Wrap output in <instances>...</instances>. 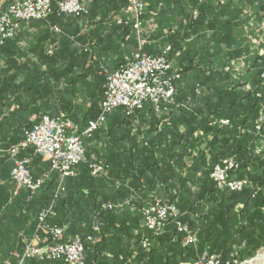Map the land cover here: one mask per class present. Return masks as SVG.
Wrapping results in <instances>:
<instances>
[{
    "label": "crops",
    "instance_id": "0c3cea01",
    "mask_svg": "<svg viewBox=\"0 0 264 264\" xmlns=\"http://www.w3.org/2000/svg\"><path fill=\"white\" fill-rule=\"evenodd\" d=\"M11 1L13 0H0V11L4 12ZM100 1L96 0L101 7L97 12L98 17L80 21L78 24H70L66 19L59 20L54 17L21 23L15 37L2 47L1 148L18 143L22 138L23 127L37 123L42 116L55 117L65 114L71 121L81 124L84 116L88 115L89 108L95 104L98 106L104 83L99 76L94 75L117 70L136 46V36L133 33L117 28L112 21L103 19L98 22L109 7L108 3ZM90 2L91 0H87L86 4ZM148 3L149 7L145 8L146 18L150 17L148 13L157 9V5L162 6V14L159 20L157 19L156 28L150 35L146 34L148 53L159 54L167 47H173L172 54L170 55L171 51L169 53L173 67L175 69L182 65L191 67L184 76L186 81L222 74L228 77L233 85L240 83L245 84L243 89L249 87L247 71L252 68L257 57L264 55V11L257 13V5L250 0H226L225 5L221 6L217 0H205L199 9L200 18L192 23L190 12L196 5V0H149ZM146 18L143 25L146 24ZM53 27H58L61 33L53 31ZM84 48L88 50V54L82 57L81 64H72L75 56ZM78 73L93 76L79 78L76 82L68 76ZM222 84L215 81L209 85L217 88L223 86ZM148 109L151 114H156L149 104H145L142 112L146 113ZM92 114L94 117L89 120L95 119L97 108ZM142 116L145 117L144 114ZM140 122L148 128L150 126V131H153L148 137L155 138L157 144H160L155 150L159 151L162 167L154 173L159 175L165 164L162 157L170 134L164 131L161 135L162 124L157 122V119ZM178 128L179 131L183 129L182 126ZM202 139L209 138L205 136ZM260 144L258 147H263V142ZM118 146L122 148L126 144L120 143ZM118 146L115 148L119 149ZM200 150H203V146ZM210 154L207 153V160ZM21 157L30 159L29 170L34 178H41L50 170L49 162L35 153L32 147L23 151ZM9 158L0 155V264H61L58 261L43 263L35 260L20 263L17 257L27 241L36 239L44 243L43 234L36 232L35 222L43 199L42 197L38 199L28 209L26 216L20 214L24 191L14 195L16 186L10 178L13 162ZM150 160L152 161L151 158ZM124 170H127L128 174L133 173L132 165L128 167L124 164L120 167L116 165L113 170L114 178L118 177L119 171ZM243 173L244 170L239 171V174ZM235 175L236 173L233 179H236ZM56 178L57 175L53 173L46 182L54 181L55 184ZM111 178V173L106 174L103 180L95 182L92 188L80 177L66 179L64 185L68 200L57 205V210L49 218V223L63 228L66 238L82 235L83 239H86L91 236L92 241L84 242V247L86 245L87 250L91 252V244L100 241L102 235L101 231H93L91 228L90 216L96 200H110L115 204L129 200L130 204L118 214L106 217L107 229L102 231L103 240L97 247L100 254L96 260H92L94 262L90 261L88 264H136L132 257H129V253L136 249L133 241L129 239L141 225V210L152 201L154 188L149 190L151 184L147 180L144 182L140 180L136 183L137 190L129 194L130 198L125 199V196L113 192ZM158 184L155 185V189L164 195L162 189H158ZM140 186H144L143 190H138ZM39 193L40 191L38 197L41 196ZM253 200L251 198L249 201ZM245 204L243 201L236 205L233 213L241 214ZM179 211L182 220L186 212L180 209ZM260 211L264 213L263 208H260ZM204 225L206 224L194 230L199 241L198 249L195 250L197 246L189 247L193 256L182 264L196 260L204 249L217 250L221 253L227 251L228 254V251L260 247L262 243L259 237L246 243L245 239L238 236V230L246 225L239 219L231 223L232 228L221 236L217 235L213 226L206 231ZM115 229L119 231L116 230V233ZM88 251L86 253H89ZM221 253L214 254L224 259Z\"/></svg>",
    "mask_w": 264,
    "mask_h": 264
},
{
    "label": "trees",
    "instance_id": "16d2710c",
    "mask_svg": "<svg viewBox=\"0 0 264 264\" xmlns=\"http://www.w3.org/2000/svg\"><path fill=\"white\" fill-rule=\"evenodd\" d=\"M59 1L51 0L53 6ZM86 1L87 14L80 17H62L59 20L66 19L70 24H78L80 21H87L97 16V12L101 10L100 5L96 0H91L90 4H86ZM217 1L218 5L221 6H224L226 2L221 3V1ZM103 2L108 3L109 7H107V10L102 15L100 14L101 16L98 22L103 19L112 21L113 25L117 28L123 29L128 33H133L136 36L135 49L138 38L131 26L117 24V19L121 17L122 11L127 5V0H103ZM250 2L257 5V13L264 11V0H250ZM204 3L205 0H196V5L192 7L193 9L190 12L192 23H195L200 18L201 11L199 9ZM194 12H197L195 17L193 16ZM150 14L154 15L155 21L157 22V19L159 20L162 14V6L157 5V9L147 15ZM145 16L146 13L143 20ZM55 28L58 29V34H60L61 30L58 27ZM142 32L141 39L146 42V34H144L143 29ZM172 50L173 47H171L170 55L172 54ZM143 51L152 56L161 55V53H148L146 43ZM87 52L88 50L86 48L81 49L79 54L75 56L76 59L72 61V64H81L83 61L81 59L84 55L88 54ZM170 55L168 56L169 61L171 60ZM190 68V65H186V67L182 65L177 68L181 73V79L176 84V105L166 106L164 107V111L162 110L158 114H151L148 109L146 113L140 110L132 116H127L124 109L119 108L115 110L107 118L105 125L95 132L92 138L85 141L87 162L77 166L75 176L73 177L82 178L87 186L92 188L95 182L103 180L106 174L111 173V187L113 192L125 196V199L130 198L129 194H132L138 187L136 183L140 182V180L143 182L147 180L151 184L148 187L149 190L154 188L152 201L141 210V225L129 239L133 241L136 247L134 251L132 250L129 253V257H132L136 264H182V262L193 256L190 248H182L178 243V235L172 225L167 226L164 232L158 236H153L142 228V212L146 207L153 204L157 198L168 201L178 209L185 211L186 215L182 219V222L189 225L192 231L205 223L204 229L206 231L213 226L217 235L219 234L221 236L232 228L230 226L231 223L239 219L245 222L246 225L238 230V236L245 239L246 243H248V240L254 241L258 237L261 239L262 243L260 247L235 251L236 253L234 251H228L227 254L226 251L224 252L225 254L223 252L222 254L217 250L204 249L211 254L221 253L224 257L222 259L223 262L233 260L240 262L250 259L260 248H264V213L260 211V208L264 209V152L257 151L260 143L264 142V130L259 134L255 132L258 117L264 110V90L261 88L260 78L264 70V55L257 57L252 68L247 71L249 83L247 89H243L245 84L237 83L233 85L229 82L228 77L222 74H212L200 80L186 81L184 76ZM68 76L73 78V82H76L79 78L93 75L78 73ZM94 76H99L104 83V76L102 74ZM215 81L223 83V86L217 88L210 87ZM197 86L201 88L199 95H196ZM102 101L103 91L98 106L95 104L89 108L88 115L84 116V121L79 124L81 127L86 124V120L89 121V119L94 117L92 111L95 108H97L95 118L97 117ZM143 114L145 117L142 116ZM62 115L69 119L67 115ZM153 119L161 122V135L164 131L170 134L165 145V153H163L162 157V162H165V164H163V170L159 175L154 173L160 170L158 168L162 167L161 161L159 160V151L155 150V147H158L160 144H157L155 138L148 137L153 131H150V126L148 128L144 123L140 122V120L151 121ZM215 119H227L230 125L222 129L209 127L208 123ZM33 125L23 127L20 141L24 138V131L31 129ZM181 126L183 129L179 131L178 127ZM205 136L209 139H202ZM120 143L126 144L127 147L120 148L118 146ZM11 146L2 149H7ZM116 146L119 149H116ZM201 146H203V150H200ZM116 150H118L117 153L115 152ZM207 153H211L208 156V160L206 158ZM1 156L9 158L6 154ZM231 157L235 158L239 163V171H245L243 174H239L238 171L235 175L236 180H247L250 185L249 188L238 193L217 190L209 180L211 168L219 161ZM150 158L152 161H149ZM91 161L102 162L107 167L106 174L93 176L89 169V163ZM183 162H188V164H183ZM123 164L126 167L132 165L133 173L128 174L127 170L123 172L119 171L118 177L114 178L113 170L115 166L120 167ZM146 174L148 175L146 176ZM197 174H200V176ZM53 182H46V185L42 186L39 190L41 196L38 197V191L35 197L29 202H26V194L24 193L20 209L22 216H26L28 209L41 197L43 204L38 210L37 215L42 208L51 206L52 211L50 217L55 214L57 205L65 203L68 200L64 184L62 186L63 190L59 191L55 196L57 183L54 184ZM157 183H159L157 186L158 189H162L161 192L164 195L158 193L157 189H155ZM117 184H119L118 187ZM143 188L144 186H140L138 190H143ZM252 195H254V200L250 202L249 200ZM88 198H91V193L88 195ZM243 201L246 204L242 213L235 215L233 213L234 207ZM128 202L130 204L129 200ZM107 203H113V201L96 200L90 216L91 228L93 223L96 222L99 226L97 231H101L102 235H104L102 231L107 229L106 217L110 215L115 216L120 212L118 210L101 212V207ZM235 216H238V218ZM116 230L119 231L115 229V232ZM102 235L100 241L98 240L94 244H91V252L87 250L85 245V264H88L90 261L94 262L92 260H96L100 254L97 247L103 240ZM143 235L149 239L147 250H143L139 246L140 238ZM75 236L84 238L82 235ZM43 237L47 239L44 234ZM69 238L65 237V239ZM116 240H118L117 237ZM26 243L23 244V249ZM22 251L18 254L19 256ZM87 251L89 253H86Z\"/></svg>",
    "mask_w": 264,
    "mask_h": 264
},
{
    "label": "built area",
    "instance_id": "2783aa9c",
    "mask_svg": "<svg viewBox=\"0 0 264 264\" xmlns=\"http://www.w3.org/2000/svg\"><path fill=\"white\" fill-rule=\"evenodd\" d=\"M148 1L127 0L121 17L117 19V24L131 26L137 35L138 43L123 65L113 72L103 73V101L95 119L87 121L81 127L64 115L42 116L31 129L24 131L23 140L7 149L0 148V155H8L13 162L10 178L16 186L14 195L24 191L26 202H29L53 173L57 175L55 196L62 191L64 181L73 178L77 166L87 162L85 140L100 130L115 110L122 108L127 116H132L142 110L145 104H149L158 114L164 107L176 105V84L181 79V73L168 60L171 48L167 47L159 56H152L143 51L145 41L141 39V34ZM219 1L224 3L226 0ZM85 14H87L85 0H60L55 6L51 0H15L4 12L0 11V51L7 41L15 37L21 23L43 21L51 17H80ZM196 15L197 12H194L193 16ZM52 30L58 32L55 27ZM260 78L261 88L264 90V70ZM199 94L200 87L197 86L196 95ZM208 125L222 129L228 127L230 122L227 119H215ZM263 130L264 110L258 117L255 132L259 134ZM29 147L49 162L50 170L41 178L32 176L29 170L30 159L21 157V153ZM89 169L93 176L105 175L107 172V167L100 161H91ZM239 169V163L235 158H225L212 167L209 180L217 190L241 192L250 185L247 180L233 179V175ZM251 198H254V195ZM128 204V201L122 204L107 203L100 211H121ZM51 209V206L42 208L36 219V232L43 233L47 239L44 243L36 239L27 241L21 255H17L20 263L35 260L85 264L84 242L92 241V237L83 239L75 236L65 239L64 229L48 222ZM142 217V228L153 236L162 234L167 226L172 225L178 235L177 241L183 248L195 247L199 242L196 233L182 222L179 209L168 201L155 199L153 204L143 210ZM98 227L94 222L92 230L97 231ZM148 245V237L141 236L139 241L141 249L147 250ZM183 264H238V262L234 260L223 262L219 256L204 250L196 260Z\"/></svg>",
    "mask_w": 264,
    "mask_h": 264
},
{
    "label": "rangeland",
    "instance_id": "374dc122",
    "mask_svg": "<svg viewBox=\"0 0 264 264\" xmlns=\"http://www.w3.org/2000/svg\"><path fill=\"white\" fill-rule=\"evenodd\" d=\"M149 5H150V3H147L146 4V7L148 6L149 7ZM144 15H145V12H144ZM195 17V16H194ZM146 18V17H145ZM147 19V21H146V24L144 23V25H143V31H144V34H151L152 33V31L156 28V26H157V22L155 21V17H154V15H151L150 14V17L149 18H146ZM151 30V31H150ZM143 33V32H142ZM143 34V35H144ZM141 36H142V34H141ZM261 145V144H260ZM263 147H257V151L258 152H264V142H263V145H262ZM2 149V148H1ZM118 204H120V203H118ZM195 232V231H194ZM198 245H197V248L195 249V250H197L198 249ZM261 255H264V248H262V249H260V250H258L257 252H256V254L252 257V258H250V259H246V260H244V261H240V262H238L237 260H234V261H237L238 262V264H247L249 261H251V260H253V259H255V258H257L258 256H261ZM221 258V257H220Z\"/></svg>",
    "mask_w": 264,
    "mask_h": 264
},
{
    "label": "bare ground",
    "instance_id": "6f19581e",
    "mask_svg": "<svg viewBox=\"0 0 264 264\" xmlns=\"http://www.w3.org/2000/svg\"><path fill=\"white\" fill-rule=\"evenodd\" d=\"M247 264H264V255L258 256L257 258L249 261Z\"/></svg>",
    "mask_w": 264,
    "mask_h": 264
}]
</instances>
